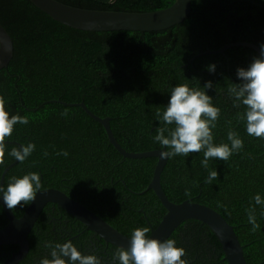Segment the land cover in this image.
<instances>
[{"label": "trees", "instance_id": "16d2710c", "mask_svg": "<svg viewBox=\"0 0 264 264\" xmlns=\"http://www.w3.org/2000/svg\"><path fill=\"white\" fill-rule=\"evenodd\" d=\"M57 1L141 12L165 8L174 0ZM0 24L13 43V56L0 69V96L11 115L29 118L27 125L15 126L6 152L36 145L24 163L17 161L7 169L5 189L14 177L36 172L43 188L60 189L126 236L138 227L155 228L165 208L145 188L156 158H124L109 143L103 126L69 103L83 102L96 115L110 117L111 130L126 150L158 149L153 137L165 125L156 112L164 111L172 88L188 84L207 92L213 106L221 109L214 143L230 145L231 128L243 139L244 148L227 162L210 160L208 169L201 165L203 152L171 157L162 169L161 187L173 202L190 198L219 212L233 226L247 264H264V205L253 200L257 194L264 199V139L247 134L241 118L245 108L233 107L228 91L241 83L237 69L247 68L259 54L247 46L204 53L237 41L264 44V0H191L190 13L180 23L154 31L80 30L53 20L30 0H0ZM211 65L216 66L214 73L208 71ZM209 81L213 87L205 89ZM62 151L69 155L56 154ZM13 161L6 155L0 175ZM209 170H216L219 178L206 183ZM26 206L12 212L19 217ZM252 206L260 225L255 233L246 211ZM7 222L0 205V228ZM63 225V234L69 235L85 228L55 203H47L28 233L29 250L17 264H28L39 254L50 258L46 239L54 236L53 226L60 234ZM92 233L84 230L78 237L83 240ZM168 239L185 249L188 264H227L214 233L198 220L183 221ZM17 249L15 244L0 245V262Z\"/></svg>", "mask_w": 264, "mask_h": 264}, {"label": "clouds", "instance_id": "9594fccd", "mask_svg": "<svg viewBox=\"0 0 264 264\" xmlns=\"http://www.w3.org/2000/svg\"><path fill=\"white\" fill-rule=\"evenodd\" d=\"M215 70V65L208 68L209 72L214 73ZM237 78L241 83L232 84L228 89L233 99V107L244 106L245 112L241 118L246 122L247 134L264 139V44L260 46L259 56L255 57L247 68L237 69ZM212 87L211 81L204 86L205 89ZM6 104L5 98L0 96V166L5 165L6 155L24 163L36 149L34 143H28L22 147H12L10 153L6 152L15 126L29 123L28 116L11 115L6 110ZM63 115L67 117L68 111ZM220 116L221 109L213 106L212 97L207 92L190 88L188 84L172 88L168 105L164 107L163 112L159 109L156 112V117L165 127L158 128L153 139L162 148L168 149L161 152V159L203 152L201 165L205 169L209 168L210 160L229 161L234 154L243 150L244 141L236 131L229 128L227 139L230 145L214 143L213 129L217 127ZM166 131L168 135H165ZM56 154L65 157L69 155L67 151ZM44 155L47 156L48 152L45 151ZM218 178L219 173L216 170H209L206 183ZM42 188L40 175L30 172L22 178L14 177L6 189L0 187V194L6 207L13 210L18 206L33 203ZM253 200L255 205H264V199L259 194L255 195ZM225 211L228 212L226 207ZM246 211L248 223L252 225L251 231L255 233L260 228L256 209L252 206ZM149 232V227L135 228L131 235L130 248H117L112 259L118 264H188V261L183 259L187 255L185 249L177 247L175 240L167 239L161 242L149 238ZM46 247L51 250L50 258H42L40 264H103L94 254L84 255L70 240L48 244Z\"/></svg>", "mask_w": 264, "mask_h": 264}, {"label": "water", "instance_id": "95a60500", "mask_svg": "<svg viewBox=\"0 0 264 264\" xmlns=\"http://www.w3.org/2000/svg\"><path fill=\"white\" fill-rule=\"evenodd\" d=\"M30 1L53 20L66 26L86 31L161 30L180 23L190 13L191 7V0H174L173 3L162 9L135 12L80 8L57 0ZM232 46H247L260 54V47L246 41L228 43L218 49L207 50L204 53H222L225 49ZM12 56L13 43L11 36L0 24V69L7 66ZM54 101L64 103L60 100ZM69 104L80 106L91 118L99 122L105 130L109 143L124 158H156L152 176L145 190L151 189L154 192L161 205L165 208V213L157 226L150 230L148 234L149 238L164 242L180 223L185 220L195 219L206 224L214 233L224 253L227 264H247L243 254V247L233 226L219 212L207 205L192 201L190 198L178 203L168 199L160 183L161 172L167 162V159H161V152L167 151L165 148L161 147L139 152L128 151L116 140L109 124L110 117L96 115L83 102ZM16 162V160L11 162L3 169L0 175V187H3L5 172ZM49 202L55 203L64 209L81 222L86 230L94 232L106 243L118 248H124L125 250L130 248L131 237L126 236L111 226L95 212L60 189L47 187L42 188L37 193L36 200L28 204L19 217L15 216L12 210L6 207L2 200V194H0V205L8 220L0 228V245L15 244L18 246V249L7 256L0 264H17L27 254L29 250L28 233L32 229L41 210Z\"/></svg>", "mask_w": 264, "mask_h": 264}, {"label": "flooded vegetation", "instance_id": "af4514ba", "mask_svg": "<svg viewBox=\"0 0 264 264\" xmlns=\"http://www.w3.org/2000/svg\"><path fill=\"white\" fill-rule=\"evenodd\" d=\"M65 223H67L66 220H65ZM62 227L63 228L60 229L62 232L60 231V234H58V233H56L55 227L53 226L52 230L54 232L53 233L54 236H51L50 238L46 239V241L50 244H55V243H65V242L70 240L74 244V246H76L77 249L79 251H81L84 255L94 254L102 260L103 264H118L117 261H114L112 259L114 253L116 252V249L110 248L109 247L110 244L106 243L99 236H96L95 233L89 234L88 236H84L83 240H81L78 237V235L80 233H82L84 230H86L85 228L80 233H76L74 235H69L70 234L69 231L67 233L63 234L65 232L63 230L66 229L67 226L63 225ZM100 239H102L104 241V244L101 242ZM83 242H84V244H83ZM45 244H46V242H45ZM41 255L42 254H39V255L35 256L32 260H29L28 264H39L40 260L42 259ZM44 256L48 257L49 256L48 252L47 253L45 252Z\"/></svg>", "mask_w": 264, "mask_h": 264}]
</instances>
